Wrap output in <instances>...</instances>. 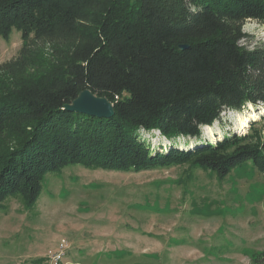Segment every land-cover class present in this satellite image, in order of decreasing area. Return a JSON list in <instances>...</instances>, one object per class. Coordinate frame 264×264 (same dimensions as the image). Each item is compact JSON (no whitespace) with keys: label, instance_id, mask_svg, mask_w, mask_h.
I'll use <instances>...</instances> for the list:
<instances>
[{"label":"trees","instance_id":"trees-1","mask_svg":"<svg viewBox=\"0 0 264 264\" xmlns=\"http://www.w3.org/2000/svg\"><path fill=\"white\" fill-rule=\"evenodd\" d=\"M248 19L264 23V0H0V34L18 28L23 39L0 63V206L14 196L33 207L45 174L68 164L188 163L223 179L253 160L264 175V117L201 139L225 109L264 103V42L241 44ZM85 89L112 101L115 115L66 110ZM141 129L196 145L154 151ZM253 263L264 264V250Z\"/></svg>","mask_w":264,"mask_h":264},{"label":"rangeland","instance_id":"rangeland-1","mask_svg":"<svg viewBox=\"0 0 264 264\" xmlns=\"http://www.w3.org/2000/svg\"><path fill=\"white\" fill-rule=\"evenodd\" d=\"M243 31L241 44L264 42V23L248 19ZM22 44L18 28L0 34V63L18 55ZM252 106L258 119L264 117L263 102ZM252 110L250 104L225 109L210 130L202 128L201 139L239 132L243 116L248 124L239 133L247 132L258 120ZM139 134L154 151L197 141L170 139L159 130ZM63 242L62 264H254L264 250V175L253 160L223 179L188 163L141 171L68 164L45 174L33 207L14 196L0 206V264H49Z\"/></svg>","mask_w":264,"mask_h":264},{"label":"water","instance_id":"water-1","mask_svg":"<svg viewBox=\"0 0 264 264\" xmlns=\"http://www.w3.org/2000/svg\"><path fill=\"white\" fill-rule=\"evenodd\" d=\"M188 47L187 44L181 45ZM68 111H77L97 117L110 118L115 115L114 103L107 97L98 96L90 89H85L70 103L65 104Z\"/></svg>","mask_w":264,"mask_h":264},{"label":"built area","instance_id":"built-area-1","mask_svg":"<svg viewBox=\"0 0 264 264\" xmlns=\"http://www.w3.org/2000/svg\"><path fill=\"white\" fill-rule=\"evenodd\" d=\"M67 245V244H66ZM64 242L60 244V248L54 254H51L50 258L48 259L49 264H62L63 256L65 254V248L67 247Z\"/></svg>","mask_w":264,"mask_h":264},{"label":"bare ground","instance_id":"bare-ground-1","mask_svg":"<svg viewBox=\"0 0 264 264\" xmlns=\"http://www.w3.org/2000/svg\"><path fill=\"white\" fill-rule=\"evenodd\" d=\"M251 105V109H253L252 110V118L253 119H258L259 118V115H258V113L254 110V107L252 106V104H250ZM249 118V117H248ZM248 118L246 117V116H243L242 118H241V120H240V127H239V129H238V131L239 132H242V130L247 126V124H248ZM204 128H206V129H208V130H210L211 128H212V125H205V126H203ZM192 143V142H191ZM194 143V142H193ZM185 143H182V146L183 147H185Z\"/></svg>","mask_w":264,"mask_h":264}]
</instances>
